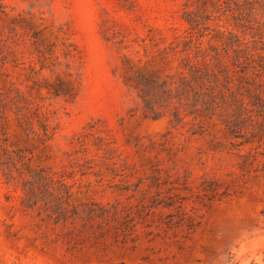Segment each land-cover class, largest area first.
Instances as JSON below:
<instances>
[{
  "label": "rangeland",
  "instance_id": "rangeland-1",
  "mask_svg": "<svg viewBox=\"0 0 264 264\" xmlns=\"http://www.w3.org/2000/svg\"><path fill=\"white\" fill-rule=\"evenodd\" d=\"M0 264H264V0H0Z\"/></svg>",
  "mask_w": 264,
  "mask_h": 264
}]
</instances>
